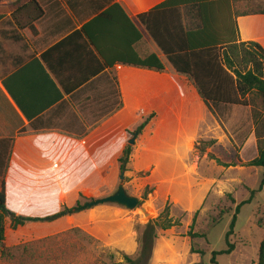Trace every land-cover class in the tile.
Listing matches in <instances>:
<instances>
[{
  "label": "rangeland",
  "instance_id": "1",
  "mask_svg": "<svg viewBox=\"0 0 264 264\" xmlns=\"http://www.w3.org/2000/svg\"><path fill=\"white\" fill-rule=\"evenodd\" d=\"M248 9L257 8L251 4L243 11ZM179 77L166 97L149 91L141 114L124 119V137H112L115 144L95 155L97 163L119 155L108 175L87 157L68 165L59 197L8 200V208L23 217L80 210L17 229L8 221L0 264H127V258L138 264H211L214 251L228 248L236 207L263 178V168L247 163L258 155L252 112L263 119L264 106L252 95L255 106L208 107L194 84ZM127 147L131 155L123 172L119 160ZM121 184L139 199L137 208L86 206L115 194ZM263 238L264 190L241 209L229 238L234 251L218 256V263L258 264Z\"/></svg>",
  "mask_w": 264,
  "mask_h": 264
},
{
  "label": "crops",
  "instance_id": "2",
  "mask_svg": "<svg viewBox=\"0 0 264 264\" xmlns=\"http://www.w3.org/2000/svg\"><path fill=\"white\" fill-rule=\"evenodd\" d=\"M165 1L0 0V190L4 184L7 202L59 197L68 165L75 167L76 161L87 157L104 173L119 155L105 156L99 163L94 157L100 150L106 153L112 137H124L128 130L124 119L141 114L140 105L146 103L149 91L156 95L157 89L163 96L172 93L179 74L137 18ZM263 2H232L233 14ZM116 4L142 34L134 51L141 58L157 55L165 70L117 63L66 94L42 55ZM37 5L43 16L36 21ZM235 19L240 41H254L264 48V15ZM196 20L186 13L187 24ZM115 21V27L103 22L91 28L110 61L115 54L124 53V48L128 52V45L120 44L117 37L128 43L132 34L123 17L118 15ZM117 44L122 51L115 49ZM91 50L103 64L97 51ZM90 52L82 39H75L53 55V63L63 79L68 78V85H74L80 73L87 75L97 68V59Z\"/></svg>",
  "mask_w": 264,
  "mask_h": 264
},
{
  "label": "trees",
  "instance_id": "3",
  "mask_svg": "<svg viewBox=\"0 0 264 264\" xmlns=\"http://www.w3.org/2000/svg\"><path fill=\"white\" fill-rule=\"evenodd\" d=\"M239 1L261 0H167L149 12L137 17L140 23L146 27V30L169 64L179 75L188 78L194 84L199 96L208 107L211 104L255 106V101L248 99L252 95L258 97L264 106V48L254 41H240L239 29L235 19L237 16L264 15V2L257 5V9H248V11H243L242 13L236 11L234 15L232 2ZM32 2L36 4L35 1ZM37 8L36 21L43 16L41 8L38 5ZM187 12L196 17V22L191 24L185 22ZM118 15L123 17L125 23H127L129 33L131 32L132 34L128 43L126 38L123 41L121 37H117L120 44L128 45V52L124 48V53L115 54L112 57L113 60L110 61L103 47L99 45L91 34V28L93 25L103 22L108 23L106 26L114 24L115 27L117 24L115 20ZM120 25L121 23H119ZM75 39H82L93 56L91 48H94L102 58L103 64L94 56L93 59H97V68L87 75L80 73L81 77L79 80L70 86L67 84L68 78L63 79L62 72L57 70L52 57L66 45H72ZM141 40L142 34L134 21L129 18L119 4H116L94 19L89 25L54 46L43 54L41 58L52 74L58 78L66 94H71L106 69L113 68L117 63L163 72L165 66L157 55L141 58L134 51L135 45ZM115 49L122 51L118 44ZM254 110L252 116L256 125L258 155L249 161L247 166L264 169V118L262 119L260 114ZM145 126L146 123H143L138 128V131L143 130ZM130 155L131 148L127 147L119 160L123 172L126 169ZM263 190L264 174L259 188L249 190L250 197L248 200L237 205L230 230L226 234L228 248L220 252L214 251L210 261L211 264H219L217 257L220 255L232 254L234 246L230 244L229 238L234 233L238 215L241 209L246 205L252 204V201ZM76 210L80 209L65 208L59 214L46 218L18 216L8 208L5 185L3 184L0 190V246L4 244L6 239L8 221L12 229H17L27 223L48 222L56 218L69 216L75 213ZM127 264H138V262L127 258ZM258 264H264V238L259 248Z\"/></svg>",
  "mask_w": 264,
  "mask_h": 264
},
{
  "label": "water",
  "instance_id": "4",
  "mask_svg": "<svg viewBox=\"0 0 264 264\" xmlns=\"http://www.w3.org/2000/svg\"><path fill=\"white\" fill-rule=\"evenodd\" d=\"M129 143L133 144L134 141L131 140ZM121 179H124L123 175H122ZM108 203L109 204H117V205L123 206L127 209L133 210L139 206L140 201L138 198L130 196L126 192L123 184H121L118 187V190L115 194H113L109 197L97 200L95 202L88 203L87 206L93 207V206H97V205H101V204H108Z\"/></svg>",
  "mask_w": 264,
  "mask_h": 264
}]
</instances>
